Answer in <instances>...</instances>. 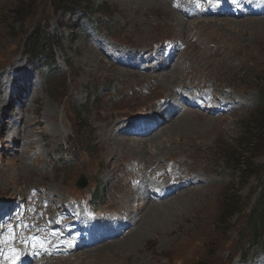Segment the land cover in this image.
<instances>
[{
	"label": "rangeland",
	"instance_id": "obj_1",
	"mask_svg": "<svg viewBox=\"0 0 264 264\" xmlns=\"http://www.w3.org/2000/svg\"><path fill=\"white\" fill-rule=\"evenodd\" d=\"M90 1L68 13L58 9L56 0H0V208L4 213L0 225L29 217L24 201L31 189H39L52 204L58 203L57 208L70 195L91 189L94 202L105 213H133L128 219L131 229L114 245L74 253L72 264L80 260L82 264H264V240L252 246L247 223L263 187L255 177L245 181L242 174L232 173L227 164L252 116L261 109L264 16L196 18L193 7L199 9L193 0L191 5L161 0L167 8L158 15L130 12L129 0ZM197 1L208 6L211 0ZM134 4L143 6L136 0ZM182 7L190 17L181 16ZM43 29L55 41L51 56L58 68L34 93L33 83L40 76L27 61L26 44L34 30ZM167 39L175 44L170 56H164L170 52L163 45ZM92 50L96 57H91ZM51 56L43 53L31 61L45 63ZM157 60L171 65L174 79H162L169 71L159 68ZM12 70L16 83L4 100L3 82L6 87ZM202 83L219 101L228 97L235 112L214 114L217 102L205 96L212 114L185 109L183 116L161 129V137L130 140L135 142L133 151H127L131 145L127 149L121 145V154L112 161L114 143L109 146L107 139L112 128L118 139L125 140L127 131L119 133V126L140 121L144 119L140 115L156 108L164 116V106L175 90L193 92ZM209 89L203 90L205 95ZM15 95L17 103L9 104ZM22 119L30 121L28 126ZM174 123L186 128H181L184 135L169 141ZM140 142L147 145L136 148ZM143 148L148 154L139 156L136 151ZM170 162L175 166L172 172ZM253 163L264 164V153ZM157 169L162 179L154 176ZM172 174L180 179L183 174L184 180L176 183L170 180ZM81 175L88 180L85 190L76 187ZM151 180L166 195L178 191L177 184L187 186L159 201L149 200L156 193L151 190L147 209L162 210L167 219L154 231L147 223L139 233L131 221L139 222L147 209H141L145 203L138 189ZM133 191L135 198L126 204ZM230 195L238 198L240 212L222 227L224 200ZM38 203L42 206L41 200ZM261 230L259 236L264 238Z\"/></svg>",
	"mask_w": 264,
	"mask_h": 264
},
{
	"label": "bare ground",
	"instance_id": "obj_2",
	"mask_svg": "<svg viewBox=\"0 0 264 264\" xmlns=\"http://www.w3.org/2000/svg\"><path fill=\"white\" fill-rule=\"evenodd\" d=\"M136 1H140L141 4H143V6H145V8H142L143 6L142 7L135 6L134 0H129L128 3H126V4L129 5L128 9L132 13L141 12V14H144L145 12H147V13H150V14L158 15V13L161 10L164 11V9L167 8V4L165 2L163 3V1H161V0H136ZM262 1L264 2V0H262ZM124 2H126V1H124ZM214 5L216 7H218V8L220 7V4L216 3ZM199 7L201 8V7H204V6L201 4V5H199ZM177 13H178V15H181L179 12H177ZM181 16H184V15H181ZM263 16H264V3L263 4H256L255 8L253 9V12L250 13V14H244V12H240L236 18H232L233 15L229 11L226 12L225 15L222 14L219 11L214 16L213 15H208V16H205V17L206 18L207 17H211V18H219V17L222 18V17H225V18H230V19L246 18V19L250 20V19H253V18H256V17H263ZM211 20L207 19V21H211ZM199 23H201V22H199ZM87 57L89 58L90 54H88ZM91 57H96V53L94 54L93 50H92V53H91ZM159 64H160L159 68H165L164 71L165 70L169 71V72H165V74L162 77V79L163 80H167L166 79L167 77H171L172 79H174V76L172 74L173 70H169V68L172 69L171 65H166V64L164 65V63H159ZM119 65H123V64H119ZM19 68H20V66L17 69H19ZM159 68H156V70H158ZM121 72H123V71H121ZM179 72H181V71H179ZM167 73L169 75H166ZM170 75H172V76H170ZM15 76H16V73L14 74V71L12 70V72L6 77V83L7 84H6V87H5L4 82H3L2 93H3L4 89H5V92L2 94L1 99L5 100V98H6L5 95L8 93L10 87L16 83L15 82ZM24 80L27 81L25 79V77H24ZM168 80H169V78H168ZM204 85H207V84L202 83V85H199V86L202 87ZM183 95H184L183 89L181 91H179V89H177V90L174 91V95L167 99L166 106H164V109H166V108L167 109L165 110L166 112L164 111V113H163L164 114V117H163L164 123H162L160 125H157L155 128H153V130H155V131H154V133H152L149 136V138H151L150 140H153V139L155 140V139L161 137L162 133H163L161 129L166 127L167 123L170 122L171 120H173L174 118H175V120L176 119L178 120L181 116H183V114H182L184 112L183 110H185V109L187 110L188 109V110H194V111L196 110V111L200 112L197 109V107H194V106L188 107L186 104L185 105H181L180 104V99L183 97ZM198 97H199V95H198ZM188 98L190 99V97H188ZM198 101H199V99H198ZM233 103H235V102H233ZM214 110L216 112H218L217 109H214ZM205 111L207 113H209V114H212L209 109H206ZM219 111L220 112L222 111V114H224V113H229L230 114V113H234L235 112V110H233L232 108L227 109L226 106H224V105L220 106V110ZM156 112L157 113H161L159 111H156ZM215 114H218V113H215ZM48 116H50L49 113H48ZM8 117H10V115H8ZM29 122H30L29 120H28V122L25 119L21 120V123L22 124L26 123L27 126H28ZM137 123L138 124H127L125 126L123 125L121 127L120 126L118 127L119 133H120V130H122V129L127 131V133H126L127 139H125V140L124 139L120 140V139H118L116 137V135H117L116 131H115L116 128H112L111 129L112 133L109 136V138H107V139H108V141L110 140V145L109 146H112V142L111 141H113V143H114V145L112 147V152H111L112 153L111 157L113 159L112 160L113 162H116L117 159H118L117 155L121 154V152L119 151V150H121V145L124 146V149L126 147L128 148V146L131 145L130 149H127V148L126 149H127V151H130V150L133 151V147L135 146V142H133L131 144L130 140H134V139L143 140V139L147 138L146 134L143 135V133H145V132H144V130L142 128L139 129L138 130L139 133H137L138 135H142V136H131V132L133 130H136V128H138L142 123H145V125H148L150 123V118L148 117L147 119H144L143 121L137 122ZM170 127L173 128V129H172V132L169 130L171 132L170 136H167V138H169V141H171L172 138H174L175 136L178 137V136L184 135V130L181 129V128L185 127V126L181 127V126H179V124L174 123V125H172ZM186 133H185V135H186ZM28 137L30 138V136H28ZM28 137H21V139L25 140V139H28ZM138 145H140V147L136 146V148H141L142 149V147H145L147 145V143L140 142ZM114 148H116V149L120 148V149H118V150L115 149V151L113 152ZM146 148H143V151L137 150L138 152L136 151V153L139 156H141L142 154L143 155L148 154V151L146 150ZM112 176L115 177V174H113ZM152 176H153V174H152ZM181 177L182 178L180 179V178H177L174 174H172L171 177H170V180L175 181L177 183V182H180V180H182V179L184 180V175L183 174H181ZM162 178L163 177H161V179ZM144 179H148V178L145 177ZM110 181H111V179H109V183H111ZM177 186L180 187L178 189V191L179 190L183 191L186 188L187 185H184V183H181V184H177ZM191 186H193V185H191ZM151 188H156L154 183L152 182V180L150 181V184L144 182L143 185L141 186V188L138 189L139 190L138 193L140 192L142 196L147 198L148 196H150L148 193H149ZM158 188H162V186L159 185ZM123 190H125V189H123ZM178 191H174V193L172 195H170V196L177 195L179 193ZM136 194H137V192L133 191V192H131V195H127L126 198H125V199H127V201H125V203L129 204L132 201V199L135 198ZM170 196H168L166 199H168ZM32 200L34 201L35 199L33 198ZM55 204L58 205V203L53 202L54 207L52 209H49V212H54V213H58L59 214L60 210H66L65 205L64 206L60 205L57 208L55 206ZM147 204H148V206L147 205H143V208H141V209L142 210H144L145 208L147 209L151 205L148 202H147ZM0 210H2V208ZM152 211H154L153 212L154 215L153 214L151 215ZM8 212H9V210H8ZM119 213L121 215L119 221H121L123 224L127 225V227L125 229H123L115 221L114 222L111 221L110 216H107V221H103V222L100 221V222H95V223H92V224H88V223L84 224L82 231H83V234L85 233V235L83 236L82 242L80 241L82 243V244H80V248L83 247L81 249L79 248V243H75V241H73L71 239H64L63 241L59 242L58 251H52V247H51V244L48 242V238L45 235L39 234L36 231H34V232L38 236V241L41 242L42 244L41 245H33L32 248H25L23 246V243L25 241H30L29 236L24 234V232L27 231V229H25L26 228V224L23 223V222H20V219L15 221V222H12L10 224H5V225H3L4 228L2 229V231H0V258H3V263H5V264H40L41 261H46V260H48L50 258L56 259V260L55 261L54 260L48 261L46 264H72L71 263L72 262L71 257L65 258V259H61L59 257V250L66 249L68 251L75 250L76 253H78V252L92 253L93 251H96V249L99 248L102 245H104V246L105 245L106 246L114 245V243L118 242V240L121 237H123L125 234H127V232L131 229V227H129L128 219H129L130 216L132 218L133 213L131 215V212H129L130 215H129L128 219L126 218V216H127L126 213H123L121 211ZM30 217L32 219L30 224L32 226H36L38 224L37 223L38 221L33 220L32 216H30ZM174 217L175 216H173V218ZM73 218H75V216H73ZM166 219L164 217V213H163L162 210H157V209L155 210L154 208L150 207L149 209H147V211L145 213V216H143V218L139 222L131 221V223H133V225L135 227L137 226V228H138L137 232H139L141 230V228L147 223H149V230L151 229V230L154 231L153 228L158 226V225H160V226L162 224L164 225ZM80 221H83V219L79 217V221L76 222L74 224V226L79 224ZM172 221H173V219H172ZM2 223H4V222H2ZM39 223L42 226H44L46 228H49V224H48L47 220H45V219L40 220ZM160 226H159V228H160ZM50 230H51L52 233H56L54 230H52V229H50ZM139 233H143V232L140 231ZM86 238H88V239H86ZM88 247H92V248H88ZM11 251H13V252H11ZM47 252H52V257H49V255L46 254ZM41 263L45 264L44 262H41ZM77 264H82V261L80 260V263H77Z\"/></svg>",
	"mask_w": 264,
	"mask_h": 264
},
{
	"label": "trees",
	"instance_id": "obj_3",
	"mask_svg": "<svg viewBox=\"0 0 264 264\" xmlns=\"http://www.w3.org/2000/svg\"><path fill=\"white\" fill-rule=\"evenodd\" d=\"M90 2V0H56V4L59 5L58 9H67L68 13H72L75 8L84 4H90ZM35 30L28 36L30 40L26 44L29 58H40L43 53L51 56V48L55 45V41L45 29L43 31L38 30L37 32ZM48 62L51 66L55 65V60L52 56ZM260 98H262L259 103L261 109L252 116V120L246 126L247 132L243 134L241 142L237 144V152L231 153L227 163L228 169L232 173L242 174L245 181L255 177L260 183V187H263V190L259 193L257 203H255L254 208L249 214V221L247 222L248 228L253 233L252 246L258 245L259 242L264 240V238H260L259 236L262 231L261 229L264 228V164L256 165L253 163L254 160L259 158L260 154L264 153V92L261 93ZM237 199L234 195L225 198V208L223 216L220 219V226L223 227L225 224H228L240 212V202Z\"/></svg>",
	"mask_w": 264,
	"mask_h": 264
},
{
	"label": "water",
	"instance_id": "obj_4",
	"mask_svg": "<svg viewBox=\"0 0 264 264\" xmlns=\"http://www.w3.org/2000/svg\"><path fill=\"white\" fill-rule=\"evenodd\" d=\"M84 183H82L81 187H83Z\"/></svg>",
	"mask_w": 264,
	"mask_h": 264
}]
</instances>
